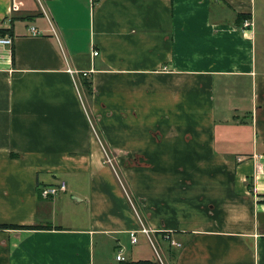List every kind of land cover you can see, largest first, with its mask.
Masks as SVG:
<instances>
[{"label":"crops","instance_id":"1","mask_svg":"<svg viewBox=\"0 0 264 264\" xmlns=\"http://www.w3.org/2000/svg\"><path fill=\"white\" fill-rule=\"evenodd\" d=\"M44 1L0 0V225L52 229L0 264H264L256 0Z\"/></svg>","mask_w":264,"mask_h":264},{"label":"rangeland","instance_id":"2","mask_svg":"<svg viewBox=\"0 0 264 264\" xmlns=\"http://www.w3.org/2000/svg\"><path fill=\"white\" fill-rule=\"evenodd\" d=\"M44 2L45 1L42 0V3H44ZM251 19H252L251 21L254 23V26H252V29L256 32L258 65H259L260 68H264V0H256L255 17H254V19L253 18H251ZM95 130H97V132H98L97 127H95ZM98 134H99V132H98ZM100 140H101V142H103L102 138H101V135L99 134V143H101ZM105 149H106L104 151L105 154L107 152V155H109L108 157L114 163V153L111 150H109L107 148V146L105 147ZM107 155H106V157H107ZM108 157H107V159H109ZM111 160L110 161L108 160V161L111 163ZM114 169H115L116 173H118V175L120 177H122L120 172L118 170H116V167ZM65 194L66 193H62V194L56 196L55 198L57 200H59V198L61 196L64 197ZM39 195L43 199V196L41 195V191H39ZM66 196H67V198H66L67 201L66 202H69L70 200H73L72 194L68 193ZM50 199H53V198H50ZM154 244H155V248L157 247L158 251H160L158 243L155 242ZM141 250L144 251L143 253L145 255H150L151 257L155 258V251L153 249V246L151 247V245H149V247H146L145 249H141ZM156 258H157V256H156Z\"/></svg>","mask_w":264,"mask_h":264},{"label":"built area","instance_id":"3","mask_svg":"<svg viewBox=\"0 0 264 264\" xmlns=\"http://www.w3.org/2000/svg\"><path fill=\"white\" fill-rule=\"evenodd\" d=\"M39 1L41 3L42 0H39ZM243 25L245 28H248V27L254 26V23L251 20H246ZM31 31L34 35L39 34V32L35 28H32ZM0 44L11 46L13 44V40L11 38H0ZM98 54H99L98 52L94 53L95 56H97ZM164 70H168V68L165 67ZM72 74H74V72H72ZM90 74H91V72H84L83 76L89 77ZM67 191H68L67 182L62 181L56 186L43 187L41 189V195L43 196L44 199H50V198H55L56 196H58L62 193H66ZM142 232L149 235V231L145 228L142 229ZM130 237H131V241L133 244H136L138 242V232L132 231L130 233ZM173 244L175 246H179V244H177L176 242H173ZM117 260L118 261H124L125 260V257L123 255V250H121L118 253Z\"/></svg>","mask_w":264,"mask_h":264},{"label":"trees","instance_id":"4","mask_svg":"<svg viewBox=\"0 0 264 264\" xmlns=\"http://www.w3.org/2000/svg\"><path fill=\"white\" fill-rule=\"evenodd\" d=\"M249 18H251V17H249ZM245 19H248V18L246 16H242V15L239 16L238 17V21H237L238 22V26L239 25H242L243 22L245 21ZM2 31H0V32H2ZM83 85L85 86V89H86V91L89 94H92L93 93L92 82L88 78H85V80L83 82ZM98 132H99V130H98ZM99 134H100V132H99ZM250 188H252V187H250ZM3 228H8V229H22V230L52 229V227H43V226L0 225V229H3ZM57 229L60 230V228H57ZM120 264H156V263L153 262V261H150V260H140V261H135V262H133V261H125L124 260V261H121Z\"/></svg>","mask_w":264,"mask_h":264}]
</instances>
